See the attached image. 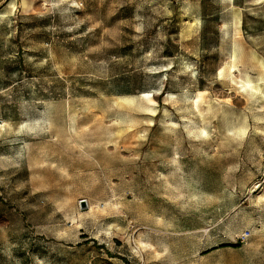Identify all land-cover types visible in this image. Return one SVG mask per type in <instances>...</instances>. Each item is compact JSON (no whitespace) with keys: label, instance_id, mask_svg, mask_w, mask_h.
<instances>
[{"label":"rangeland","instance_id":"374dc122","mask_svg":"<svg viewBox=\"0 0 264 264\" xmlns=\"http://www.w3.org/2000/svg\"><path fill=\"white\" fill-rule=\"evenodd\" d=\"M16 2L0 264H264V0Z\"/></svg>","mask_w":264,"mask_h":264},{"label":"bare ground","instance_id":"6f19581e","mask_svg":"<svg viewBox=\"0 0 264 264\" xmlns=\"http://www.w3.org/2000/svg\"><path fill=\"white\" fill-rule=\"evenodd\" d=\"M45 1H49V0H45ZM32 5H33V0H21V6L22 7V11H30L32 10ZM10 6H11V11L8 10H0V17H7L11 12H14L15 9L18 8V4L16 2V0H11L10 2ZM252 85H254V82L251 79L242 81L240 87L243 90H246L248 87H251Z\"/></svg>","mask_w":264,"mask_h":264},{"label":"built area","instance_id":"2783aa9c","mask_svg":"<svg viewBox=\"0 0 264 264\" xmlns=\"http://www.w3.org/2000/svg\"><path fill=\"white\" fill-rule=\"evenodd\" d=\"M251 237V232L248 230L246 233H243L240 237L241 242H247L248 239Z\"/></svg>","mask_w":264,"mask_h":264},{"label":"water","instance_id":"95a60500","mask_svg":"<svg viewBox=\"0 0 264 264\" xmlns=\"http://www.w3.org/2000/svg\"><path fill=\"white\" fill-rule=\"evenodd\" d=\"M80 204H81V208H82V209H85V208L87 207V201H86V200H82V201L80 202Z\"/></svg>","mask_w":264,"mask_h":264}]
</instances>
